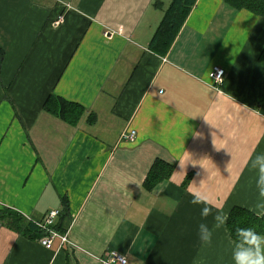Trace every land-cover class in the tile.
I'll use <instances>...</instances> for the list:
<instances>
[{
    "label": "crops",
    "instance_id": "crops-1",
    "mask_svg": "<svg viewBox=\"0 0 264 264\" xmlns=\"http://www.w3.org/2000/svg\"><path fill=\"white\" fill-rule=\"evenodd\" d=\"M172 2L0 0V210L36 224L58 209L71 241L47 249L0 225V264H100L110 251L128 264H234L227 222L208 246L197 233L217 209L254 213L264 17L198 0L161 55L151 45ZM59 99L80 111L59 116ZM161 162L170 177L148 187ZM193 192L213 206L206 219Z\"/></svg>",
    "mask_w": 264,
    "mask_h": 264
},
{
    "label": "trees",
    "instance_id": "trees-1",
    "mask_svg": "<svg viewBox=\"0 0 264 264\" xmlns=\"http://www.w3.org/2000/svg\"><path fill=\"white\" fill-rule=\"evenodd\" d=\"M197 1L198 0H173L171 6L166 11L164 20L154 36L151 47L155 52L161 55H166L178 33L187 21L190 13L194 9ZM223 2L237 10H247L258 16L264 17V0H223ZM4 56V51L0 48V71ZM50 100L52 99L47 101L46 107L52 102ZM58 101L61 102L62 108L59 116L65 119L69 117V109L80 111L77 104L68 102L67 104L60 99ZM171 172L172 168L170 166L163 164L162 162L161 164H156L149 174L146 183L147 186L150 187L161 180H165L170 177ZM65 205V211L66 214H68L69 205L67 202H65ZM227 224L233 238H235V232L238 228H252L258 233L264 235V217H258L244 208H234L228 217ZM0 225H5L34 241H40L45 235L44 230L41 229L37 223L34 224L29 222L21 213L11 208L5 207L0 210ZM56 228L60 233H63L61 226L58 227L57 225L55 229Z\"/></svg>",
    "mask_w": 264,
    "mask_h": 264
},
{
    "label": "clouds",
    "instance_id": "clouds-1",
    "mask_svg": "<svg viewBox=\"0 0 264 264\" xmlns=\"http://www.w3.org/2000/svg\"><path fill=\"white\" fill-rule=\"evenodd\" d=\"M251 168L255 169L258 173L255 182L258 198L252 211L258 217H264V153L255 156L251 161ZM191 195V203L193 205H203L200 210L202 218L206 219L209 215H212L213 206L210 204L207 197L196 192L191 193ZM213 219L214 224L211 228L207 223H200L198 226L197 235L202 246H208L212 243L214 231L224 227L228 217L226 213L217 209ZM229 245L231 247V255L234 264H264V235L258 233L254 229H236L235 238L229 237ZM112 255L116 257L117 253L114 252ZM117 260L124 261L125 257Z\"/></svg>",
    "mask_w": 264,
    "mask_h": 264
},
{
    "label": "built area",
    "instance_id": "built-area-1",
    "mask_svg": "<svg viewBox=\"0 0 264 264\" xmlns=\"http://www.w3.org/2000/svg\"><path fill=\"white\" fill-rule=\"evenodd\" d=\"M225 70L221 68H216L210 73V77L214 80L216 86H220L224 83L225 78ZM125 138L129 141H135L136 132L131 131ZM61 216V211L58 209L50 210V212L44 217V219L40 222H37V225L44 230L45 235L39 241L45 248L51 249L55 239H60L62 244L71 245V241L69 240V236L67 233H60L56 227L57 219ZM116 252L117 256L114 257L112 254ZM124 261H119L117 259L124 258ZM98 261L100 264H128V258L125 254H122L118 251H110L104 253L102 256L98 257Z\"/></svg>",
    "mask_w": 264,
    "mask_h": 264
}]
</instances>
